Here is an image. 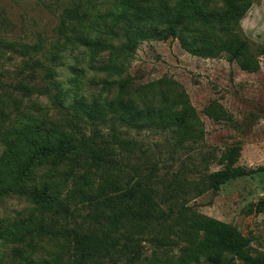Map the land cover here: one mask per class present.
I'll return each instance as SVG.
<instances>
[{
  "label": "trees",
  "instance_id": "trees-1",
  "mask_svg": "<svg viewBox=\"0 0 264 264\" xmlns=\"http://www.w3.org/2000/svg\"><path fill=\"white\" fill-rule=\"evenodd\" d=\"M253 3L245 0L241 6L226 1L218 7L210 6L208 0H123L119 13L103 21L105 29L89 25L84 13L77 16L78 26L74 25L71 33L67 18L76 16L66 13L61 19L65 40L57 49L58 56L61 58L64 47L68 51L79 49L89 58L91 68L107 73L103 82L107 94L102 90L86 93L73 76L69 79L71 86H65L54 79L59 71L52 65L46 67L49 82L56 89L50 95L53 112L42 109L37 117H28L19 125L11 137L3 139L0 198L25 190L32 183L36 209L0 229V237L8 243H28L32 250L46 237L53 248L49 260L37 262L30 253L20 264H99L104 259L116 260V253L132 250L136 236L148 225L166 221L176 210L183 217L180 224L196 235L190 254L195 262L205 259L211 264H264V252L254 254L252 238L237 226L196 213L190 217L180 214L208 186L178 176L164 182L157 176L159 161L133 164L139 140L129 136L131 129H169L184 142L191 140L197 119L195 107L176 80L161 78L142 84L127 73L138 45L145 40L177 38L192 53L224 51L234 60L248 49L240 22ZM201 20L220 23L232 37L198 31ZM198 40L202 45L196 44ZM105 53L108 57L103 59ZM80 70L73 67L75 73ZM109 76L113 78L109 80ZM113 85L115 92H111ZM161 101L169 106L167 112ZM103 123L110 124L109 131L102 130ZM240 150L235 145L225 151V167L209 174L212 183H225L232 176L231 166ZM146 151L142 149V153ZM110 154L117 155L111 161L114 165L100 166L102 157ZM133 165L136 176L131 171ZM71 204L87 209L92 228L56 226L47 218L50 212L71 211ZM40 248L44 249L43 243ZM134 260L135 254L129 261ZM186 261L182 258V264Z\"/></svg>",
  "mask_w": 264,
  "mask_h": 264
},
{
  "label": "rangeland",
  "instance_id": "rangeland-1",
  "mask_svg": "<svg viewBox=\"0 0 264 264\" xmlns=\"http://www.w3.org/2000/svg\"><path fill=\"white\" fill-rule=\"evenodd\" d=\"M245 0H208L210 6L222 7ZM253 4L261 0H253ZM123 0H0V151L3 139L28 117H37L42 109L53 112L50 95L56 91L50 84L45 68L54 66V76L65 86L69 79H78L86 93L102 90L107 73L91 68L89 58L79 49H57L65 40L61 19L68 16L67 29L71 33L78 26V15H87L89 25L105 29V20L119 13ZM103 19V20H102ZM96 21V24L93 22ZM198 31H212L223 38L232 37L218 22L199 21ZM63 29V30H62ZM244 32V31H243ZM248 49L234 60L224 51L192 53L177 38L142 41L128 63L127 73L136 83H149L161 78L174 79L195 107L191 140L179 142L172 130L131 129L132 139L139 140L132 163L140 165L159 161L157 176L169 182L175 176L192 183L207 185L205 191L192 198L181 211L214 217L231 223L252 238L251 251L264 252V42L242 34ZM196 44L202 45L198 40ZM80 57V61L76 57ZM104 58L108 57L107 53ZM60 58L59 60L55 58ZM99 59H102L99 57ZM56 62L59 65H56ZM77 66L82 69L73 71ZM113 77L109 76L111 80ZM115 92V85L111 87ZM111 92L109 95H111ZM107 94V93H106ZM163 111L169 106L163 103ZM103 131L110 124L101 125ZM90 132V130H89ZM238 145L240 154L231 166L232 176L222 184L211 182L209 174L225 167L223 155ZM146 148V153L142 149ZM117 155L102 157L100 166H113ZM139 163V164H138ZM65 166V162L63 164ZM133 175H137L135 165ZM148 170H144L147 172ZM25 190L14 191L0 198V229L29 216L36 209L32 183ZM71 211L59 210L47 216L54 225L89 229L87 209L71 204ZM178 210L162 223L153 222L136 236L131 251L118 252L116 260L104 259L99 264H211L205 259L190 258L196 245V235L190 234ZM190 229V228H189ZM168 244L163 245L162 242ZM43 243L44 249L40 248ZM53 252L48 238L39 242L36 250L27 244L8 243L0 237V264H20L24 256L33 253L37 262L49 260ZM135 254V260L130 257ZM38 256V257H37ZM171 261V262H170ZM45 264V263H41Z\"/></svg>",
  "mask_w": 264,
  "mask_h": 264
},
{
  "label": "crops",
  "instance_id": "crops-1",
  "mask_svg": "<svg viewBox=\"0 0 264 264\" xmlns=\"http://www.w3.org/2000/svg\"><path fill=\"white\" fill-rule=\"evenodd\" d=\"M240 23L248 37L264 42V0L253 4Z\"/></svg>",
  "mask_w": 264,
  "mask_h": 264
}]
</instances>
